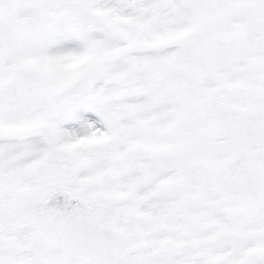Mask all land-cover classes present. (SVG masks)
<instances>
[{"label":"snow or ice","instance_id":"1","mask_svg":"<svg viewBox=\"0 0 264 264\" xmlns=\"http://www.w3.org/2000/svg\"><path fill=\"white\" fill-rule=\"evenodd\" d=\"M0 264H264V0H0Z\"/></svg>","mask_w":264,"mask_h":264}]
</instances>
